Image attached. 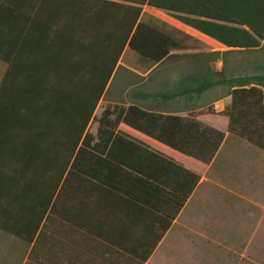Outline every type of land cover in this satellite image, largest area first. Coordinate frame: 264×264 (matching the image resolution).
Masks as SVG:
<instances>
[{
	"label": "crops",
	"instance_id": "0c3cea01",
	"mask_svg": "<svg viewBox=\"0 0 264 264\" xmlns=\"http://www.w3.org/2000/svg\"><path fill=\"white\" fill-rule=\"evenodd\" d=\"M81 2L23 1L18 8L29 7L28 21L15 23L12 38L0 36V264H198L190 248L171 246L169 237L201 176L162 229L180 184L175 165L199 175L202 169L127 132L117 117L131 105L149 106L157 92L153 105L163 114L192 116L224 132L205 170L225 166L223 148L238 137L220 114L222 98L208 90L199 99L192 82L197 73L189 72L199 57L221 61L225 50L238 49L214 45L239 44L222 39L230 31L217 44L187 35L146 13L144 4L138 20L163 27L175 41L151 65L128 46L135 25L124 43L119 39L127 17L117 4L129 2ZM166 61L163 73L151 72ZM138 140L149 149H129ZM81 147L88 152L77 160ZM171 193L174 201L166 205ZM43 239L45 256L28 262Z\"/></svg>",
	"mask_w": 264,
	"mask_h": 264
},
{
	"label": "trees",
	"instance_id": "16d2710c",
	"mask_svg": "<svg viewBox=\"0 0 264 264\" xmlns=\"http://www.w3.org/2000/svg\"><path fill=\"white\" fill-rule=\"evenodd\" d=\"M23 1L27 3L34 1L35 3L37 0H0V36L5 33L7 37L12 38L15 32L13 29L15 23L28 21L29 7L28 9H19V5L22 6ZM81 1L65 0L68 2L67 5L72 7L82 6ZM122 1L129 3L117 4L125 9L126 13H123L127 17V28L123 32L124 36L119 39L121 43H124L126 34L135 25L128 46L139 56L149 59L151 65L163 58L168 49L175 45V41L173 35L163 27H158L157 24L150 21L138 20L144 4L149 7L145 12L154 18L164 24L179 28L187 35L209 43L217 44L216 39L221 37L220 34L230 31L228 32L229 35H224L226 37L222 39H226L225 41L228 42H236L239 45L221 46L218 44L214 46L218 48L237 47L238 49H227L223 52L222 65L219 69L199 57L196 62V69L189 72L197 73L192 79L193 91L200 99L206 91L215 90V95L222 98L224 103V108L220 114L227 117V131L264 150V0ZM27 5L29 6V4ZM199 17L208 20L199 19ZM216 20L240 27L223 25ZM122 48L123 44H119L118 56ZM236 52L247 56H260V59L249 61L243 73H234L226 64L229 59L228 55ZM217 54V52L214 53L215 58ZM0 58L2 57L0 56ZM157 67L158 65L151 72H155ZM149 96L152 99L149 106L141 107L135 104L119 112L117 122L120 123V127L129 133L137 134L164 149L170 150L197 165L200 169H204L219 149L224 139V132L205 125L192 116L182 117L163 114L157 106L153 105L158 101V93L153 92ZM205 111L213 113L214 109L212 106H208ZM106 115L108 114L103 112L102 119ZM123 133L126 132L121 131L119 134ZM129 144V149H149L143 147L142 144L145 145V143L140 140L129 141ZM79 151L77 160L84 152H88L84 147H81ZM175 167L176 174L180 171V184L175 190L174 207L162 230L168 228L171 220L185 204L200 179L199 174L179 165H175ZM172 194L170 200L167 199L166 205L169 204L168 201L171 203L174 201ZM161 210L164 211V207H161ZM162 232L158 236H161ZM44 249V239L43 242L37 241L28 255V262H37L40 256L44 257Z\"/></svg>",
	"mask_w": 264,
	"mask_h": 264
},
{
	"label": "rangeland",
	"instance_id": "374dc122",
	"mask_svg": "<svg viewBox=\"0 0 264 264\" xmlns=\"http://www.w3.org/2000/svg\"><path fill=\"white\" fill-rule=\"evenodd\" d=\"M228 56L226 65L234 73L260 59L238 52ZM208 63L217 69L222 65ZM167 64L152 73H163ZM226 149L225 166L201 170V182L173 225L169 242L190 248L198 264H264V150L240 137Z\"/></svg>",
	"mask_w": 264,
	"mask_h": 264
}]
</instances>
